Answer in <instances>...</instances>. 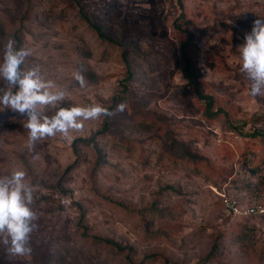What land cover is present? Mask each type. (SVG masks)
Here are the masks:
<instances>
[{
    "label": "rangeland",
    "instance_id": "374dc122",
    "mask_svg": "<svg viewBox=\"0 0 264 264\" xmlns=\"http://www.w3.org/2000/svg\"><path fill=\"white\" fill-rule=\"evenodd\" d=\"M257 19L264 0H0V62L14 39L23 68L65 91L42 115L127 105L31 148L26 117L0 108V177L25 171L37 215L31 253L0 244V264H264V217L225 204L264 206V95H249L239 50ZM176 24L219 117L186 87Z\"/></svg>",
    "mask_w": 264,
    "mask_h": 264
},
{
    "label": "clouds",
    "instance_id": "9594fccd",
    "mask_svg": "<svg viewBox=\"0 0 264 264\" xmlns=\"http://www.w3.org/2000/svg\"><path fill=\"white\" fill-rule=\"evenodd\" d=\"M241 53V71L251 81L249 95H264V19L254 21L252 30L245 36V43L239 48ZM30 50L16 47L14 39H8L4 46L3 61L0 62V79L6 82L0 88V108H9L26 117L24 127L28 129V146L36 141L53 137L57 133L68 136L72 131H81L86 120L112 117L124 112L127 105L120 103L115 111L99 105L58 107L55 115H42L41 109L55 105L65 99V91L58 89L51 80H45L38 68L25 70V59ZM74 79L81 88L86 79L79 71ZM26 173L22 169L14 170L10 175L0 177V244L12 256L29 255L30 236L37 227V219L31 204L32 187L26 183ZM65 206L71 201L65 197Z\"/></svg>",
    "mask_w": 264,
    "mask_h": 264
},
{
    "label": "trees",
    "instance_id": "16d2710c",
    "mask_svg": "<svg viewBox=\"0 0 264 264\" xmlns=\"http://www.w3.org/2000/svg\"><path fill=\"white\" fill-rule=\"evenodd\" d=\"M179 2H181V0H179ZM82 18L90 22L92 27L96 30L98 36L103 41L115 42L113 39L108 37L100 27L92 24L91 20L85 14H82ZM175 27H176V30H178L180 33L184 35V38H185L183 39L184 41H182L181 46H180V54H181L180 64H181L182 76L187 81L186 87L189 91L193 93L196 100L199 103H201L203 114L207 119L211 120L212 118L219 117L220 115L224 113V110L216 105V100L212 95L207 94L205 92L202 86V83L199 79L198 72L195 69V66H194V63L191 57L189 56V48H190V43L193 40V35L192 33L185 30L181 25L176 24ZM259 137L262 138V140H264V133L259 134ZM83 142L88 143L90 142V140H84ZM186 156L189 157L188 160L192 163L196 164L197 162H200V160H198L199 158L197 155H191L189 153H186ZM94 239L99 243H105V244L111 245L115 247L116 249H119L120 251L124 250V248L121 245L111 240L102 239V238H94Z\"/></svg>",
    "mask_w": 264,
    "mask_h": 264
},
{
    "label": "built area",
    "instance_id": "2783aa9c",
    "mask_svg": "<svg viewBox=\"0 0 264 264\" xmlns=\"http://www.w3.org/2000/svg\"><path fill=\"white\" fill-rule=\"evenodd\" d=\"M225 204L226 209L236 216L246 217L258 215L260 217H264V206L241 208L237 202L230 201L229 199H225Z\"/></svg>",
    "mask_w": 264,
    "mask_h": 264
}]
</instances>
